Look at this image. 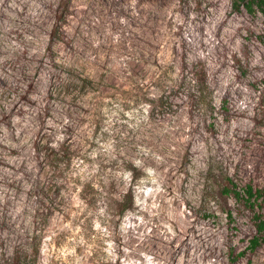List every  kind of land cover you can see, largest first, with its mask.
<instances>
[{"label": "rangeland", "instance_id": "rangeland-1", "mask_svg": "<svg viewBox=\"0 0 264 264\" xmlns=\"http://www.w3.org/2000/svg\"><path fill=\"white\" fill-rule=\"evenodd\" d=\"M247 1L0 0V264H264Z\"/></svg>", "mask_w": 264, "mask_h": 264}, {"label": "trees", "instance_id": "trees-1", "mask_svg": "<svg viewBox=\"0 0 264 264\" xmlns=\"http://www.w3.org/2000/svg\"><path fill=\"white\" fill-rule=\"evenodd\" d=\"M257 4L259 9L264 13V0H248L246 5L252 12L255 11L254 5ZM237 5H239L237 3ZM230 184L225 187L226 193H233L237 199L245 200L254 211V218L257 227V233L250 239L249 249L255 250L264 242V214L256 211V201L264 197V187L256 188L249 183L244 188V193L238 188L237 184L229 178ZM244 253V252H243Z\"/></svg>", "mask_w": 264, "mask_h": 264}, {"label": "clouds", "instance_id": "clouds-1", "mask_svg": "<svg viewBox=\"0 0 264 264\" xmlns=\"http://www.w3.org/2000/svg\"><path fill=\"white\" fill-rule=\"evenodd\" d=\"M137 164H139V161H137Z\"/></svg>", "mask_w": 264, "mask_h": 264}]
</instances>
